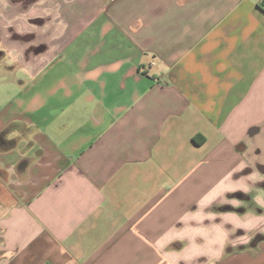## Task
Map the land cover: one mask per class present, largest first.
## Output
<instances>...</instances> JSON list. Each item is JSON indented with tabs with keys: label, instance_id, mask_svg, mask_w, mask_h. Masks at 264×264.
<instances>
[{
	"label": "crops",
	"instance_id": "crops-1",
	"mask_svg": "<svg viewBox=\"0 0 264 264\" xmlns=\"http://www.w3.org/2000/svg\"><path fill=\"white\" fill-rule=\"evenodd\" d=\"M259 1L0 0V264H264Z\"/></svg>",
	"mask_w": 264,
	"mask_h": 264
},
{
	"label": "trees",
	"instance_id": "trees-1",
	"mask_svg": "<svg viewBox=\"0 0 264 264\" xmlns=\"http://www.w3.org/2000/svg\"><path fill=\"white\" fill-rule=\"evenodd\" d=\"M258 6H259L262 10H264V0L259 1V2H258ZM45 264H51V263H45Z\"/></svg>",
	"mask_w": 264,
	"mask_h": 264
},
{
	"label": "rangeland",
	"instance_id": "rangeland-1",
	"mask_svg": "<svg viewBox=\"0 0 264 264\" xmlns=\"http://www.w3.org/2000/svg\"><path fill=\"white\" fill-rule=\"evenodd\" d=\"M1 87H2V85H1Z\"/></svg>",
	"mask_w": 264,
	"mask_h": 264
}]
</instances>
